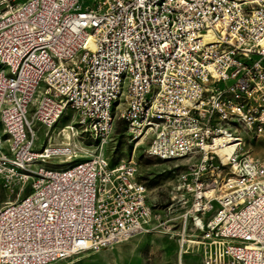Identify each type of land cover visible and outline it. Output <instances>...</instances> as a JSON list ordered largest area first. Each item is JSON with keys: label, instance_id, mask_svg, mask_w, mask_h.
<instances>
[{"label": "built area", "instance_id": "1", "mask_svg": "<svg viewBox=\"0 0 264 264\" xmlns=\"http://www.w3.org/2000/svg\"><path fill=\"white\" fill-rule=\"evenodd\" d=\"M68 110L64 134L80 124L97 152L32 167L72 156L71 142L35 149L36 125ZM117 116L152 138L149 156L198 157L169 215L181 254L264 264V157L245 141L264 134V0H0V183L18 196L0 207V264H49L158 226L138 160L104 151Z\"/></svg>", "mask_w": 264, "mask_h": 264}, {"label": "rangeland", "instance_id": "2", "mask_svg": "<svg viewBox=\"0 0 264 264\" xmlns=\"http://www.w3.org/2000/svg\"><path fill=\"white\" fill-rule=\"evenodd\" d=\"M83 1L84 3L93 2V0ZM76 119V113L68 110L54 128H48L43 124L36 125L38 137L35 149H42L49 144L64 146L71 142L74 151L72 156L61 154L53 156L47 161H34L30 163L32 167L43 164L49 168L66 167L97 152L100 139L95 137V133H91L80 124H78L79 131H76L71 138L64 134L63 127L71 122L76 124ZM0 134L6 145L8 136L4 133L1 121ZM151 141V137L145 140L133 139L126 122L117 116L114 132L105 143L104 151L114 164L122 158L135 157L138 160V178L148 186L149 196L155 204L154 209L158 217L153 220V225L158 224V226L111 247L73 254L49 264H204L201 255L191 247L181 254L180 223L173 226L171 225L173 219H169L171 211H179L180 208H184V200L178 190L179 173L187 169L190 163L195 162L198 157L165 159L149 156L147 149ZM245 141L246 147L254 156L264 157V134L257 138L247 135ZM17 182V177H14L13 185ZM30 191L29 184L23 194ZM17 198V191L10 192L0 183V207L9 200ZM172 202H174V208H170Z\"/></svg>", "mask_w": 264, "mask_h": 264}]
</instances>
